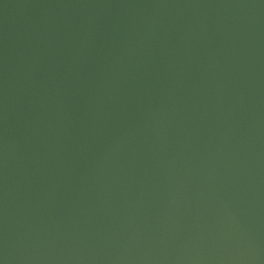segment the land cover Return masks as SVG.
<instances>
[{"label": "water", "instance_id": "1", "mask_svg": "<svg viewBox=\"0 0 264 264\" xmlns=\"http://www.w3.org/2000/svg\"><path fill=\"white\" fill-rule=\"evenodd\" d=\"M0 264H264V0H0Z\"/></svg>", "mask_w": 264, "mask_h": 264}]
</instances>
